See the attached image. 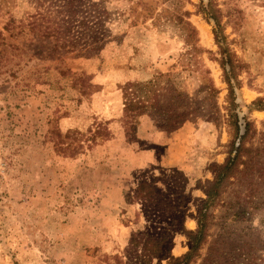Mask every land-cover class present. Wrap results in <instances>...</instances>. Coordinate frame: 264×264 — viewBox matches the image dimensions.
I'll return each mask as SVG.
<instances>
[{
	"label": "rangeland",
	"instance_id": "obj_1",
	"mask_svg": "<svg viewBox=\"0 0 264 264\" xmlns=\"http://www.w3.org/2000/svg\"><path fill=\"white\" fill-rule=\"evenodd\" d=\"M144 1L153 17L140 0H0V28L10 27L0 47V264H138L135 233L157 235L173 220L198 228L207 181L235 136L215 24L200 12L210 0L183 4L199 53H188L187 24L156 17L170 3ZM213 1L241 64L240 123L252 121L254 133L208 207V235L191 264H264V110L255 103L264 104V0ZM93 3L109 17L88 21ZM43 11L72 45L56 48L31 30V15ZM210 78L219 92L205 90ZM155 80V106L138 114L140 100L124 87ZM143 181L156 188L151 202L136 196ZM190 250L177 233L172 254Z\"/></svg>",
	"mask_w": 264,
	"mask_h": 264
},
{
	"label": "trees",
	"instance_id": "obj_2",
	"mask_svg": "<svg viewBox=\"0 0 264 264\" xmlns=\"http://www.w3.org/2000/svg\"><path fill=\"white\" fill-rule=\"evenodd\" d=\"M42 0H39V2ZM189 0H159L161 4L170 3L173 7L164 8L163 12L157 13L156 17L163 15L166 19L178 23L187 24L190 27V35L187 43L190 46L188 53H199L202 49L199 47V39L197 37V29L189 21L190 11L183 9V4ZM74 4L73 2L71 3ZM140 4L144 6V9L148 13L149 17L154 16V8L150 5L149 1L140 0ZM98 3H93L92 8H96L93 15H90L88 21L93 19L104 20L109 17V13L106 9H99ZM48 13H52L50 9L46 7L44 10ZM38 12L37 14L31 15L32 20L30 21L31 30L39 32L40 35L46 38H52L56 40V48H66L74 43V39L69 35V31L65 30L63 25L60 24L56 19L47 18L49 23L44 21L46 12ZM73 12V11H71ZM200 12L203 13L209 21H214V35L215 41L218 46L219 57L215 60L219 62L223 70L224 81L228 85V94L226 95L227 105L226 119L230 129L234 132L235 136L229 144V150L227 151V158L223 164H221L215 173V177L212 181L208 180L205 186L207 194V200L199 210L197 216L198 228L195 231L188 230L184 223L173 220L172 225L169 227H163L160 233L157 235L135 233L131 242L132 249H140V253H136L140 258L138 264H153L154 260L157 259L159 263L166 261L167 264H191L197 255V252L201 249L203 242L206 240L208 235V207L211 203L215 202L221 195V189L224 184L233 177L239 171V167L243 164V155L248 152L246 147L247 140L253 135L252 121L246 120L245 124L240 123V116L238 112V101L236 88L240 84L239 70L241 64L237 59L236 54L232 51L228 35L225 34L223 15L219 6L210 0L208 4L200 5ZM59 13L63 14L59 11ZM65 19V18H63ZM99 24V22L97 23ZM100 26V24H99ZM89 28L93 29V25H89ZM9 25L0 28V47L4 44V30H9ZM102 45L92 48V50L101 49ZM4 49H0V64L3 59ZM84 80V79H83ZM85 81V80H84ZM158 80L149 82L146 85H140L139 83H127L124 87L126 94L132 95L139 99L141 102V110L138 114L145 113L149 107H154L152 99L157 97V83ZM93 86L91 83L87 87ZM204 88L207 91L217 93L218 89L215 87L212 79L210 78L209 83L204 84ZM154 89V90H153ZM177 91V98L181 99L185 97L184 92ZM261 101L255 102L258 106L257 109L264 110V104ZM103 136L109 138L111 133L109 130L104 131ZM156 188L148 181H143L136 193V196L147 202L153 201V194ZM177 233H185L191 242V250L180 257H176L172 254L173 240Z\"/></svg>",
	"mask_w": 264,
	"mask_h": 264
}]
</instances>
